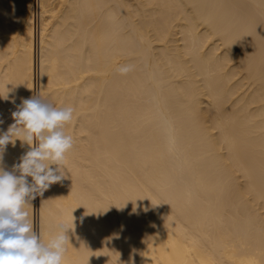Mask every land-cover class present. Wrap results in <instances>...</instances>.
I'll list each match as a JSON object with an SVG mask.
<instances>
[{
  "label": "bare ground",
  "instance_id": "bare-ground-1",
  "mask_svg": "<svg viewBox=\"0 0 264 264\" xmlns=\"http://www.w3.org/2000/svg\"><path fill=\"white\" fill-rule=\"evenodd\" d=\"M6 94L0 132L22 99L74 108L26 205L42 242L71 228L62 264H264V0H0Z\"/></svg>",
  "mask_w": 264,
  "mask_h": 264
},
{
  "label": "clouds",
  "instance_id": "clouds-1",
  "mask_svg": "<svg viewBox=\"0 0 264 264\" xmlns=\"http://www.w3.org/2000/svg\"><path fill=\"white\" fill-rule=\"evenodd\" d=\"M119 71L126 73L129 68ZM0 97L8 99L7 94ZM10 102L15 104L14 99ZM73 113L71 106L54 107L33 96L22 99L11 114L14 123L0 132V264H62L71 228L61 223L57 233L47 243L42 242L33 230L26 205L65 178L64 162L73 148V137L64 129L73 120ZM16 140L30 150L12 170H5L4 153Z\"/></svg>",
  "mask_w": 264,
  "mask_h": 264
}]
</instances>
